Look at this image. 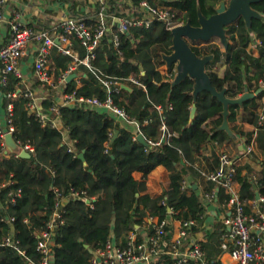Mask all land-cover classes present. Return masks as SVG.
I'll return each mask as SVG.
<instances>
[{"label": "trees", "instance_id": "trees-1", "mask_svg": "<svg viewBox=\"0 0 264 264\" xmlns=\"http://www.w3.org/2000/svg\"><path fill=\"white\" fill-rule=\"evenodd\" d=\"M69 4L70 18H84L89 24L95 19L86 17L76 11L75 0H60ZM152 6L169 7L174 20L180 23L190 21L197 24V9L200 8L205 17L214 14L221 0H148ZM139 0H123L107 2V11L121 15L131 3L137 5ZM252 8L264 16V1L252 5ZM96 11V10H95ZM40 29L38 26H28ZM111 33L106 32L93 51L95 55L91 65L95 72L108 77L125 78L134 73L144 89L128 84L131 91L120 89L108 94L100 83L97 73L78 65L74 71L80 76V85L76 80L65 82L59 87L61 94L75 93L76 99L105 100L108 96L113 103L123 108L130 118L139 125V133L148 143L146 146L134 140L133 128L122 124L107 110L88 105L73 103L59 106L57 117L66 129L72 145L63 142L60 130L49 125L42 126L37 117L26 107L27 99L20 92L22 86L19 79L10 74L7 84L0 85L6 102L12 105L10 116L14 127V140L20 148L30 145L33 152L30 158H20L17 153H4L0 138V180L11 182L0 190V236L13 230L20 249L26 257L36 261L35 234L44 228L54 208L57 189L68 198L63 209V224L55 233L56 246L52 264H91V252L103 247L113 234L115 240L124 242L127 233L135 225L143 227L144 218L156 217L157 223L175 218L177 220H195L192 232L199 231L203 224L205 207L192 186L190 194L182 192L181 183L187 176H195V156L202 146L211 143L221 145L230 141L226 133L217 131L222 123V104L209 93H200L193 99L194 82L185 79L172 88L170 81L162 78L160 68L164 65L163 54H170L171 35L162 22L155 21L148 29L132 28L119 35L121 44L118 49L112 47ZM229 46L226 50L214 38L208 43H192V50L199 56L212 55L213 60L206 66L212 85L217 90H226V96L237 98L244 92L256 91L264 84V20H252L251 30L245 26L242 18H238L227 27ZM255 42L254 55L250 45ZM71 48L78 59L88 56L86 48L75 37H71ZM51 71L57 78L68 70L73 59L58 53L50 52ZM223 60L225 69L220 77L212 71L214 66ZM172 66L168 70L171 78L175 71ZM15 92V98H8ZM53 96V97H51ZM246 100L242 106H229L228 123L231 128L240 120L247 121L253 130L244 131L241 126L233 130L246 145L252 141L253 150L249 156L258 152L262 156L261 169L255 173L251 167L239 162L236 167L235 181L239 185L241 201L248 202L256 198V194L264 197V121L258 124L260 111L257 100ZM46 112L56 105L55 94H51L42 102ZM195 105L194 118L190 120L191 107ZM159 108V109H158ZM264 111V110H263ZM165 126V132L161 130ZM149 142H159L151 146ZM105 144H108L106 152ZM256 152V153H255ZM83 153L84 162L78 155ZM240 157L244 151L237 152ZM215 170L219 165V154L210 155ZM161 166L168 173L169 187L156 197L143 194L146 190V179L152 171ZM134 173H140L136 180ZM199 174V173H198ZM20 195L14 205L8 203L10 194L17 191ZM206 192H216V202L227 206L230 196L221 187L207 182ZM71 191L84 192L91 200L90 204L83 200L69 198ZM172 210L170 215L168 210ZM245 212L250 207L245 205ZM13 217L9 225L2 218ZM224 217V216H223ZM150 231V228L148 227ZM170 230L169 226L165 227ZM222 220L216 223L205 239L200 241V249L209 264H221ZM154 226H152V233ZM170 235L166 236L169 239ZM167 257L164 264H170ZM0 264H27V260L16 251L0 248Z\"/></svg>", "mask_w": 264, "mask_h": 264}, {"label": "built area", "instance_id": "built-area-1", "mask_svg": "<svg viewBox=\"0 0 264 264\" xmlns=\"http://www.w3.org/2000/svg\"><path fill=\"white\" fill-rule=\"evenodd\" d=\"M5 3L6 0H0V9ZM127 4L129 7L123 14L114 15L107 11V0H100L96 11L86 16L95 19L94 24L87 23L86 19L81 17H68L54 24L51 29L38 30L24 26L19 21V18L15 17L10 24L9 37L6 43L0 47V84L5 86L7 84V77L10 74L19 79L22 86L20 92L27 99L26 107L28 111L37 117L42 126L49 125L56 129L57 125L54 117L58 115L59 106H51L48 112L40 107L39 99L36 98V92L31 86L23 84L22 74L17 69L20 60L27 56H31L33 59L34 76L41 85L45 86V92H48L45 95L46 97L44 96L42 99L50 96V90L55 86L60 87L63 85L66 82V78L74 73L78 65H83L89 71L97 73L98 80L107 89L108 94L112 92L116 93L122 89L123 85L128 86V84L144 89V85L134 73H129L125 78H115L95 72L96 69L91 65V61L95 57L93 51L106 32L111 33L112 47L116 50L121 44L119 35L127 33L132 28L148 29L153 22L158 21L162 22L165 29L170 32L182 23L174 20L175 16L169 7L152 6L148 0H139L137 5ZM72 36H75L88 52V56L81 60L78 59L71 48ZM52 49L73 59L68 70L61 73L56 80L53 79L51 71L50 52ZM262 87H264V84ZM16 95L13 92L9 93L7 97L15 98ZM74 95V92L63 94V104L60 106L72 105L77 102L107 110L116 118L135 125L138 130L134 134V140H137V136L140 134L138 123L133 118H130L123 108L117 107L110 96L100 101L96 98L76 99ZM259 103L264 110V96L259 99ZM11 113L12 105L8 103L6 116L7 130L3 131L0 129L1 146L3 149L5 147V135L9 133L14 138V127L10 121ZM263 121L264 111L260 112L258 124L261 125ZM161 130L165 132L164 125H162ZM149 144L157 146L159 142H149ZM253 144L254 142L252 141L244 147V155L252 152ZM105 147L107 152L108 144H105ZM20 150L28 153L33 152V148L30 145H26L23 148L18 146V153ZM240 159L241 157L232 156L226 151L219 152L218 167L213 171H199V173L204 180L213 183L215 187L223 188L226 194L230 196L228 202L230 206L229 213L222 218L221 250L230 255L234 264H264V241L259 234L260 231H264V215L259 210V205H264V197L258 196L257 199L255 198L247 203L240 200L239 193L235 188L236 167ZM9 184L11 182L0 180V190ZM188 187V184L182 181V192H186ZM53 191L56 195L54 208L50 217L45 222L44 228L35 234L36 251L39 254V258L34 261L26 257V252L20 249L19 241L15 239L13 230H10L4 236H0V248H9L16 251L27 260V264H52L56 246L54 233L63 224V200L68 199L63 197L57 189H53ZM19 195V190L13 196L10 194L8 203L14 205L16 202L15 197ZM215 195L216 192L211 191L205 197L209 202H212ZM69 198L83 200L85 203L89 201V204L91 202L84 192L71 191ZM246 204L251 209L250 213L245 212ZM169 213H171V210H169ZM1 221L10 225L14 221V218H2ZM149 221L150 224L147 227L150 228V231L144 238L140 237L138 229L135 227L127 233L124 242L115 240L113 236H110L103 247L91 252L90 263L164 264L165 258L170 257V264H209L204 259V253L200 249V245L192 237V228L196 226L195 220H180L177 235L171 239H166V236L170 233V230H165V227L169 226L167 221L156 223L153 233L152 217H149Z\"/></svg>", "mask_w": 264, "mask_h": 264}, {"label": "crops", "instance_id": "crops-1", "mask_svg": "<svg viewBox=\"0 0 264 264\" xmlns=\"http://www.w3.org/2000/svg\"><path fill=\"white\" fill-rule=\"evenodd\" d=\"M100 0H75L77 3V6L75 7L76 11L85 14V15H91L94 13V11L97 8V5ZM109 0H107L108 2ZM227 1V0H226ZM0 16H1V24H0V47H2L9 37L10 34V24L13 22L15 17L19 18V21L24 26H38L40 29H51V27L58 23L59 21L70 17L69 13V4L63 3L60 0H6V3L2 6L0 9ZM255 42H253L250 45V49L253 50L254 55H257L256 50L254 49ZM224 50V49H223ZM1 67V66H0ZM18 71L22 74L23 84L26 86H31L33 88L34 81L38 83L36 77L34 76V70H33V59L31 56H27L20 60L18 65ZM225 69V65L223 60L218 62L214 68L212 69L213 72H215L218 76H222ZM169 69H166L165 63L160 68V72L162 74V78L165 81H172L173 78H171L170 74L168 73ZM1 77V73H0ZM53 79L56 80L54 74ZM74 80H76L77 85H80V76H77ZM21 82V81H20ZM79 83V84H78ZM1 85V84H0ZM44 87V86H43ZM33 89H38V87H34ZM53 89H55V102L56 106H60L63 104V94L58 90L59 87L55 86ZM39 90V89H38ZM42 90L41 93L43 94V97L48 93L44 92ZM252 92V91H251ZM243 94V93H242ZM241 96V95H240ZM43 97H39L38 102L39 106L43 108L42 102L44 99ZM46 97V96H45ZM50 97V96H48ZM53 97V96H51ZM259 111L262 112L263 109L261 108L262 105L259 103V100H257ZM7 105L6 98L2 94V91L0 90V129L3 131L7 130V123H6V116H7ZM44 109V108H43ZM159 109V108H158ZM192 109V107H191ZM191 114V113H190ZM118 119V118H117ZM122 122L124 125L131 126L133 128L134 134L137 133V127L133 124H129L121 119H118ZM190 120H192L190 118ZM54 121L56 122L57 129L61 131L63 134V142L69 146L72 145L71 141L69 140V137L67 135V131L65 128H63L62 123L57 117H54ZM241 126L244 131L250 132L253 130L252 125L248 123L247 121H241L240 117H238L237 124L234 125L232 130L237 129V127ZM5 142V139H4ZM240 142L243 146V150L245 147V143L242 139H240ZM226 151L232 156H237V152H242L239 150V146L235 144L232 140L230 141H224L221 145L218 144H211L208 143L204 146H202L200 152L196 154L195 156V162H194V171H208L209 168L212 166V159L210 158L211 153L215 152L219 154V152ZM4 153H18L17 152H10L8 150V147L5 143V147L3 149ZM256 153V152H255ZM261 160L262 156L257 152L255 156H249L245 155L241 157L240 162L245 163L251 167V169L257 173L261 169ZM197 169V170H196ZM198 172V171H197ZM199 173V172H198ZM195 176H187L184 180L188 184V190L186 191L187 194H190V188L192 186L193 190H195L199 196L200 202L205 207V212L203 216V224L201 225L199 231L193 233L192 237L195 239V241L199 244L200 241L205 239L206 234L211 231L214 227V225L218 222H220L223 218V216L227 215L230 210V206L227 204V206L220 205L216 202V196L212 202H209L205 195L208 193L205 190V187L207 186V182L204 180L200 173ZM133 177L136 180L141 179L140 173H134ZM169 187V178L167 171L162 168L161 166L156 167L152 173H150L146 179V190L143 194H147L151 198H156L160 196L163 191L167 190ZM237 192L239 193V185L236 183L235 186ZM217 190V187H216ZM226 194V192H225ZM68 199L63 200V204H66ZM170 210V209H169ZM168 210V213H169ZM251 210V209H250ZM259 210L264 215V205H259ZM170 215L173 214L172 210ZM179 221L177 219L169 218L168 223L170 226V237L174 238L177 235V231L179 228ZM157 223V218L152 217V226H155ZM150 224L149 216L144 218V225L143 227H139L135 225V228L138 229V233L141 238H144L149 230L148 225ZM259 234L263 238L264 241V231H260ZM111 236L114 237L112 234ZM115 238V237H114ZM167 258V257H166ZM165 258V260H166ZM169 260L170 257H168ZM220 262L221 264H234L233 260L231 259L230 255L228 253H222L220 256Z\"/></svg>", "mask_w": 264, "mask_h": 264}, {"label": "water", "instance_id": "water-1", "mask_svg": "<svg viewBox=\"0 0 264 264\" xmlns=\"http://www.w3.org/2000/svg\"><path fill=\"white\" fill-rule=\"evenodd\" d=\"M264 0H221L215 8L213 15L205 17L200 8L197 9V24L192 25L190 21L182 23L170 31L171 46L170 54H163L162 60L166 69L175 68V75L171 81V87L174 88L182 83L185 79H192L194 82L192 96L196 100L197 96L202 92L209 93L213 98L222 104L223 110L222 123L216 128L215 132L221 131L235 144L239 146V150L243 151V146L239 137L234 133L228 123L229 106H242L248 99H254L264 92V87L251 92L245 87L244 92L237 98H229L226 96V90H217L211 82L210 76L206 70V66L213 60L212 55L199 57L191 48L192 43L202 42L208 43L212 39L219 40L220 45L226 50L229 46L227 37V27L233 24L238 18H242L248 31L251 30L252 20H264V16L252 8V5ZM58 44V42L56 41ZM77 77L76 73L70 74L66 78V82H70ZM122 89L131 91V88L123 85ZM196 107L192 106L190 118L193 119ZM5 143L10 152H17L18 146L11 134L5 135ZM137 140L147 145L144 137L139 134ZM20 158H30V154L24 150L18 153ZM78 158L84 162L83 153ZM256 194V199L258 198ZM89 204V201L86 202Z\"/></svg>", "mask_w": 264, "mask_h": 264}, {"label": "rangeland", "instance_id": "rangeland-1", "mask_svg": "<svg viewBox=\"0 0 264 264\" xmlns=\"http://www.w3.org/2000/svg\"><path fill=\"white\" fill-rule=\"evenodd\" d=\"M34 87H38V89H34V91L36 92V98H39V97H43V94L41 93V91L43 90L44 92L46 91V89H45V86L43 87V85H41L39 82L37 83V82H35L34 81V85H33V88ZM43 92V93H44ZM55 92V89L53 90V89H51L50 90V93L51 94H53ZM55 94V93H54Z\"/></svg>", "mask_w": 264, "mask_h": 264}]
</instances>
